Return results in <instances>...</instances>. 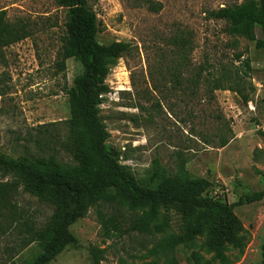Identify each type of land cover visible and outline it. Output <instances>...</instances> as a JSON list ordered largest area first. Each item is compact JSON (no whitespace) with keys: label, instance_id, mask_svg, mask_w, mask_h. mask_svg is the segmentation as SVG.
Segmentation results:
<instances>
[{"label":"rangeland","instance_id":"obj_1","mask_svg":"<svg viewBox=\"0 0 264 264\" xmlns=\"http://www.w3.org/2000/svg\"><path fill=\"white\" fill-rule=\"evenodd\" d=\"M149 1L160 10L149 9ZM242 1L88 0L99 22V41L131 45L106 78L109 92L101 96L98 116L107 131L106 145L138 180H147L157 160L168 177L184 167L193 177L207 178L213 184L211 194L228 203L244 193L264 191L263 56L246 38L230 34L224 21L208 16ZM0 10L10 22L31 24L27 38L0 52V153L23 158L35 152L25 148V138L38 126L55 123L62 136V123L69 118L67 90L81 66L74 59H67L63 70L56 65L66 21V10L56 0H0ZM181 30L192 34L193 48L189 67L178 73L171 67L179 58L167 40ZM246 59L251 70L245 73ZM202 65L211 75L203 72L193 83ZM221 74L241 80L240 85L214 89L209 79ZM59 159L68 161L63 153ZM19 204L36 226L53 210L45 197L28 193ZM111 212L90 207L69 227L76 243L49 264H192L190 247L181 239L196 210L164 203L155 218L164 233L105 238L98 213L106 217ZM234 212L246 244L237 257L235 251L227 252V264H262L264 200L236 206ZM216 223L215 218L204 219L192 238L193 250L205 258L211 256L205 249ZM23 238L16 230L0 233V264H24L39 254L36 243L22 247ZM159 244L166 250L150 252Z\"/></svg>","mask_w":264,"mask_h":264},{"label":"trees","instance_id":"obj_2","mask_svg":"<svg viewBox=\"0 0 264 264\" xmlns=\"http://www.w3.org/2000/svg\"><path fill=\"white\" fill-rule=\"evenodd\" d=\"M56 2L66 10L65 37L56 65L63 70L65 61L74 59L81 70L67 90L69 118L62 123V136L55 123L40 125L25 138V148L31 147L34 154L13 158L0 153V233L5 235L16 230L24 235L22 247L32 243L40 247L39 254L24 264H49L67 246L76 243L69 227L90 207L104 206L112 210L106 217L98 213L102 234L105 238H120L131 233L147 236L164 233L163 225L155 219L158 206L181 204L198 212L181 239L190 247V262L229 263L227 252L233 250L237 257L246 244L234 208L264 200V191L244 193L236 202L228 203L211 194L213 184L207 178L193 177L184 167H179L176 177H168L157 160L152 163L146 183L138 180L106 145L107 131L98 116L101 96L109 92L106 78L118 60L130 51L131 45L99 41V22L88 0ZM148 8L159 11L160 5L149 1ZM208 16L224 21L230 34L246 38L261 51L264 75V0H243L211 11ZM30 26L24 20L8 21L6 11L0 10V52L27 38ZM167 42L173 46V55L179 58L174 60L172 71L181 73L189 67L192 34L181 30ZM243 66L245 73L251 70L248 59ZM203 72L210 71L206 66L198 67L192 82L198 83ZM209 82L214 89H225L234 81L221 74L210 78ZM234 83L240 85L241 80ZM243 101L247 103L248 97L243 96ZM62 153L68 161L59 159ZM23 193L43 196L51 203L52 214L41 226L27 219L19 204ZM146 205H149L148 210L143 208ZM211 218L217 219V223L206 243V253L211 256L205 258L193 250L192 238L199 232L200 222ZM156 250L166 249L159 244L150 252L156 253Z\"/></svg>","mask_w":264,"mask_h":264}]
</instances>
